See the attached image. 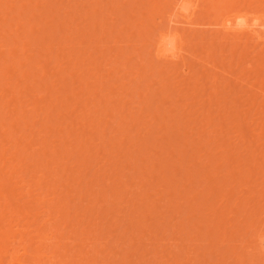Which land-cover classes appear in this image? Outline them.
<instances>
[{"label": "rangeland", "instance_id": "1", "mask_svg": "<svg viewBox=\"0 0 264 264\" xmlns=\"http://www.w3.org/2000/svg\"><path fill=\"white\" fill-rule=\"evenodd\" d=\"M9 1L14 9L5 10L8 3L0 7V62H12L16 71L0 72V80L8 86L21 82L14 97L22 110L13 112L23 111L20 120L28 123L8 125L9 114L2 121L7 135L0 137V148L2 144L14 157L5 154L0 166L3 178L15 188L10 186L14 200L8 199L6 212L0 211L5 217L0 215V229L8 222L17 229L13 225L19 221L22 231L37 232L44 221L42 231L55 230V236L50 245L36 247L42 257L52 253L55 264H264V33L243 42L248 31L264 29V0H195L199 5L192 0L196 21L189 25L184 16H174L176 0H30L20 16L16 10L24 0ZM27 21L34 25L30 33ZM91 24L98 26L90 28ZM151 24L154 31L148 29ZM167 25L187 35L189 48L183 59L189 65L158 61L155 35ZM25 28L29 44L22 48L21 42L11 40ZM44 44L50 51L40 49ZM11 45L16 47L13 56ZM16 59L27 65L23 69L31 65L35 76L21 77ZM43 84L51 87L45 90ZM65 96L66 104L60 102ZM8 103L5 112L12 110ZM52 125L64 133L51 131ZM37 142L47 154L42 148L35 151ZM80 143L84 146L79 150ZM40 199L43 209L36 206ZM8 209L32 210L35 216L31 212L20 217L14 211L15 216L10 215Z\"/></svg>", "mask_w": 264, "mask_h": 264}, {"label": "bare ground", "instance_id": "2", "mask_svg": "<svg viewBox=\"0 0 264 264\" xmlns=\"http://www.w3.org/2000/svg\"><path fill=\"white\" fill-rule=\"evenodd\" d=\"M34 1V0H33ZM101 1V0H100ZM174 2H175V0H173ZM192 0H176V2L174 3V6H173V9H174V16H184V18L187 20H185L186 22H187V24L189 25V24H191L190 22H192V21H194L195 19V17L194 18H192L194 15V13H193V7H194V3L192 4L193 5V7L192 8H190L192 5H191V2ZM195 1V0H194ZM219 1H221V0H219ZM24 4H20V7L18 8V11L16 10V12L18 13L17 15H19L20 16V14H21V12L22 11H24L25 10V8H26V6L27 5H30V3H31V1L30 0H27V2L24 0ZM29 2V3H28ZM36 2V1H35ZM262 2H264V1H262ZM4 3H12V1H9V0H6V1H4V2H0V7H1V5H3ZM27 3V4H26ZM62 3V2H61ZM97 3H98V1H97ZM209 3V2H208ZM219 3V2H218ZM217 3V4H218ZM9 4V6L8 7H6L5 8V10L7 9V10H11V9H14L15 8V6L14 5H10ZM197 3H196V1H195V5H196ZM207 4V3H206ZM206 4H205V7H206ZM221 4V3H220ZM224 4H225V2H224ZM62 5V4H61ZM197 5H199V2H198V4ZM261 5V4H260ZM204 6V5H203ZM215 6V5H214ZM58 7V6H57ZM216 7V6H215ZM217 7H219V6H217ZM216 7V8H217ZM224 7H226V6H224ZM27 8H28V6H27ZM198 8V7H197ZM197 8H195V9H197ZM203 8V7H202ZM207 8H208V6H207ZM220 8V7H219ZM221 8H223V6L221 7ZM262 8V7H261ZM58 9V8H57ZM209 9V8H208ZM215 9V8H214ZM258 9V8H257ZM1 10V9H0ZM5 10H2V11H5ZM28 10H30V9H28ZM74 10H76V9H74ZM102 10V9H101ZM199 10V9H198ZM201 10H203V9H201ZM200 10V11H201ZM211 10V9H210ZM262 10V9H261ZM33 11V10H32ZM54 11V10H53ZM107 11H109V10H107ZM161 11V10H160ZM205 11H207V10H205ZM262 11H264V10H262ZM57 13H58V10L56 11ZM72 12V11H71ZM169 12H171V11H169ZM199 12V11H198ZM27 13V12H26ZM44 13V12H43ZM46 13V12H45ZM44 13V14H45ZM51 13V12H50ZM56 13V14H57ZM200 13H202V12H200ZM200 13H199V15H200ZM204 13V12H203ZM206 14H207V12H205ZM93 14H95V13H93ZM168 14V13H167ZM173 13L171 12L170 13V17H173L174 19H178L177 17L175 18L173 15H172ZM96 15V14H95ZM209 15V14H208ZM18 16V17H19ZM58 16V15H57ZM94 16V15H93ZM104 16V15H103ZM262 16V15H261ZM261 16H259V18H261ZM48 17V16H47ZM96 17V16H95ZM168 17V16H167ZM255 17V16H254ZM172 18V19H173ZM49 19V18H48ZM52 19H54V18H52ZM52 19H51V21H52ZM97 19V18H96ZM173 19V20H174ZM193 19V20H192ZM255 19V18H254ZM73 20V19H72ZM88 20V19H87ZM94 20V19H93ZM151 20V19H150ZM192 20V21H191ZM26 20H24V22H25ZM50 21V20H49ZM98 22L99 21H101V20H97ZM148 21V20H147ZM160 21V20H159ZM158 21V22H159ZM179 21V20H178ZM184 21V20H183ZM196 21V20H195ZM153 22V21H152ZM156 23V24H158V26L159 25H162V22L159 24V23ZM173 23L175 22V21H172ZM172 22H171V24H172ZM212 22V21H211ZM3 23L5 24H7V20H3ZM54 23V22H53ZM154 23V22H153ZM193 23V22H192ZM49 24V26H50V23H48ZM101 24V23H100ZM170 24V23H169ZM171 24H170V26H171ZM175 24V23H174ZM174 24H172V25H174ZM203 24H206V23H203ZM58 25V24H57ZM92 25V24H91ZM95 25V26H94ZM207 25H209V24H207ZM9 26H10V24H9ZM15 26L16 27H18L16 30H14L15 32H17L18 31V29H19V27L21 26L20 25V21L19 22H16L15 23ZM26 26H27V29H28V32L30 33V32H32V28H33V23H31V22H29V21H27V24H26ZM48 26V27H49ZM56 26V25H55ZM96 26H98V24H93L90 28H93V27H96ZM157 26V27H158ZM168 26V27H167ZM166 27H167V29H162L161 28V30L159 29V32L157 31V34L155 35V39L156 40H154L153 39V36H152V39L155 41V45H154V48H155V52H156V57L158 58V61L159 60H162L163 62H164V60L166 61V62H169V63H172V61H175V62H179V61H181V63L183 64L182 66L184 67V65H189V64H185V62H184V59L186 58L185 57V53L187 52V49L189 48L188 46H187V41H189V39L188 40H186V39H184V37L185 38H188L187 37V35H183V34H180V33H178V29H172V28H174V26L173 27H169V25H167ZM261 26H262V24H261ZM53 28H54V24H53V26H52ZM51 27V28H52ZM88 27V26H87ZM155 27V26H154ZM165 27V28H166ZM258 27V26H257ZM52 28V29H53ZM89 28V29H90ZM106 28V27H105ZM176 28V27H175ZM1 29V28H0ZM55 29V28H54ZM53 29V30H54ZM102 29V28H101ZM148 29H149V31H151L150 29H153V31H154V28H153V26H152V24L151 25H149L148 26ZM148 29H147V31H146V29L144 30V31H146V32H148ZM158 28H156L155 30H157ZM50 30V29H49ZM51 30L52 31V33H50L49 34V36L51 35V34H53L54 33V31L56 30ZM62 30H64V29H62ZM100 30V29H99ZM107 30V29H106ZM180 31H182L181 29H179ZM42 31V30H41ZM97 31V30H96ZM105 31V30H104ZM43 32H44V30H43ZM45 32H46V29H45ZM90 32H91V30H90ZM100 32H102V31H100ZM185 32V31H184ZM183 32V33H184ZM207 32V31H206ZM205 32V33H206ZM23 33H26V35H27V31H26V28H25V31L23 30L20 34H15L14 35V37H15V39L14 38H12V35H9V37H7V38H12V43L13 44H15V43H19V42H21L22 43V48H25V46H26V44L28 45L29 44V36H26L25 34V36H23ZM84 33V32H83ZM152 33H154V32H152ZM191 33V32H190ZM189 33V34H190ZM196 33V32H195ZM198 33V32H197ZM248 34H250V35H247L246 36V34L245 33H243L242 35H241V37H244V36H246L244 39H245V41H243L244 43H249L250 41H251V39L253 38V35H257V36H259V35H261V33H264V29H260V31L258 30V28H254V29H252V30H250V31H248L247 32ZM85 34V33H84ZM88 34V33H87ZM101 34V33H100ZM150 34V33H149ZM187 34V33H186ZM89 35V34H88ZM87 35V36H88ZM183 35V36H182ZM199 35V34H198ZM84 36V35H83ZM51 37L52 36H50V39H51ZM7 38H6V40H7ZM44 38V37H43ZM194 38H196L195 36H193L191 39L192 40H194ZM203 38V37H202ZM201 38V39H202ZM197 39V38H196ZM200 39V40H201ZM203 39H205V38H203ZM203 39H202V41H203ZM243 39V40H244ZM18 42H17V41ZM48 40V39H47ZM199 40V39H198ZM212 40V39H211ZM250 40V41H249ZM149 41V40H148ZM211 42V41H210ZM47 43V42H46ZM190 43V42H189ZM154 44V43H153ZM213 44V43H212ZM44 45H46V44H44ZM12 46V45H11ZM11 46L9 47V49H8V51H11V54H10V56H13L14 54H12V51H16V47H13V48H11ZM16 46V45H15ZM186 47H188L187 49H186ZM39 48V47H38ZM40 49H42V51H44V52H46V51H50V49H51V46H49V45H46V46H44V47H42V46H40ZM88 49V48H87ZM90 49V48H89ZM193 49V48H192ZM87 51V50H86ZM89 51V50H88ZM243 52V51H242ZM137 53V52H136ZM189 53V52H188ZM249 53V52H248ZM47 54V53H46ZM138 54V53H137ZM138 55H140V54H138ZM190 55V54H189ZM244 55V52L242 53V56ZM248 55V54H247ZM185 57V58H184ZM184 58V59H183ZM153 59H154V57H153ZM152 59V60H153ZM188 59V58H187ZM189 60V59H188ZM140 61V60H139ZM183 61V62H182ZM14 62H16V64L20 67L21 66V70L19 71V74L21 75V77H27V76H29L28 78H30V77H32V75L33 76H35V72L34 71H32V69H33V67L31 66H29V68H26V69H23L22 67L23 66H26L27 67V65L26 64H24V63H22L19 59H16V60H14ZM19 62V63H18ZM142 62V61H141ZM158 63V62H157ZM190 63H191V61H190ZM95 64V63H94ZM150 64V63H149ZM148 64V65H149ZM173 64H175V63H173ZM178 64V63H177ZM180 64V63H179ZM14 65L15 64H13L12 62H7V60L6 59H4L3 61H1L0 62V72H4V71H13L14 73H15V71H16V69L14 68ZM96 65V64H95ZM146 65V64H145ZM169 65H171V64H169ZM176 65V64H175ZM143 66V65H142ZM11 67V68H10ZM173 67V66H172ZM176 67V66H175ZM177 67H178V65H177ZM176 67V68H177ZM183 67H182V70H183ZM255 67H256V65H255ZM142 68V67H141ZM159 68L160 69H157L158 70V72H159V70H163V69H161V67L159 66ZM174 68V67H173ZM179 68V67H178ZM155 69V68H154ZM181 69V68H180ZM185 69V68H184ZM187 69V68H186ZM185 69V70H186ZM260 69V68H259ZM148 70V69H147ZM179 70V69H178ZM184 70V71H185ZM262 70H264V69H262ZM154 71V73H155V70H153ZM152 71V72H153ZM166 71V70H165ZM184 71L182 72L181 71V74L183 73V76H185V74H184ZM188 71V70H187ZM108 73V72H107ZM159 73H161L162 74V72L160 71ZM163 73H165V72H163ZM169 73H170V71H169ZM169 73H166V74H169ZM186 73H188V72H186ZM10 74V73H9ZM144 75V74H143ZM147 75V74H146ZM165 74H163V76H164ZM180 75V74H179ZM44 76V75H43ZM110 76H111V74H110ZM142 76V75H141ZM168 76V75H167ZM187 76H189L188 74H187ZM187 76H185V77H187ZM108 78H109V74H108V76H107ZM143 77V76H142ZM144 77H145V75H144ZM250 77H251V75H250ZM166 79H167V77H165ZM164 78V79H165ZM200 78V77H199ZM210 78V77H209ZM248 78V77H247ZM7 79L9 80L10 79V77L8 76L7 77ZM33 79V78H32ZM42 79V78H41ZM40 79V80H41ZM111 79V78H110ZM134 79V78H133ZM163 79V78H162ZM164 79H163V81H164ZM165 79V81H167ZM187 79H190L189 77H187ZM3 80V79H2ZM43 80V79H42ZM5 81V80H4ZM1 82V80H0V82H1V86H2V88H5V91H6V95H3V96H1L0 95V137H1V139H2V136H4V135H7L2 129H3V127H4V125H6V124H4L3 125V123H2V121H4L5 119H7V117H6V114H9V115H7L8 116V122H7V124L8 125H12V122H13V125H19V124H21L20 122H24V123H26L27 121H22V120H20L21 118H22V116L24 115L25 116V114H23L22 112L23 111H18V112H13V111H16V108H18V105L20 104V102L19 103H17V99L14 97V95L16 94V92H15V89L18 87L17 86V84L19 85V84H21V82H17V83H14V82H11L10 83V85L11 86H8V83L7 82ZM10 81V80H9ZM18 81V80H17ZM79 81V80H78ZM216 81V80H215ZM33 82L35 83V82H37V81H35V79L33 80ZM81 82V81H80ZM100 82V81H99ZM103 82V81H102ZM167 82H169V80L167 81ZM15 85H14V84ZM42 83H44L43 81L41 82V85H42ZM103 83H105V82H103ZM102 83V84H103ZM166 82H164V84H165ZM195 83V82H194ZM45 84H47V83H45ZM45 84H43L44 85V87H45ZM102 84H101V86H102ZM66 85H67V83H66ZM106 85V84H105ZM123 85V84H122ZM174 85V84H173ZM214 85V84H213ZM8 86V87H7ZM14 86V87H13ZM27 86V85H26ZM40 86V85H39ZM47 86V85H46ZM49 86V85H48ZM47 86V87H48ZM62 86V85H61ZM104 86V85H103ZM102 86V87H103ZM164 86H166V84L164 85ZM176 86H178V85H176ZM13 87V88H12ZM43 87V86H42ZM47 87H45V90H46V88ZM51 86H49L48 87V89L50 88ZM63 87H64V85H63ZM68 87V86H67ZM100 87V86H99ZM162 87V86H161ZM31 89H33V87L31 88ZM64 89V88H63ZM63 89H61V90H63ZM167 89V88H166ZM16 90H18V89H16ZM60 90V91H61ZM97 90V89H96ZM103 90V89H102ZM105 90V89H104ZM124 90H125V88H124ZM162 90H163V88H162ZM67 91V90H66ZM65 91V92H66ZM101 91V90H100ZM177 91V90H176ZM196 91V90H195ZM32 92V94H33V92L34 91H31ZM68 92V91H67ZM125 92V91H124ZM164 92V91H163ZM202 92V91H201ZM15 93V94H14ZM59 93V92H58ZM112 93V92H111ZM126 93V92H125ZM53 94L54 95H56V92L54 93L53 92ZM59 94H61V92L59 93ZM106 94H110V93H106ZM206 94V93H205ZM211 94V93H210ZM97 95V94H96ZM216 95V94H215ZM58 96H60V95H58ZM7 98V101H5V102H2L1 100L2 99H4V98ZM148 97V96H147ZM57 98V97H56ZM224 98V97H223ZM57 99H59V97L57 98ZM56 99V100H57ZM61 99V98H60ZM210 99V98H209ZM12 100V101H11ZM62 100V101H61ZM60 100V102H63L64 104H66V100H67V98H66V96L65 97H62V99ZM218 100V99H217ZM12 102V104H13V107H12V110H10V111H6L5 112V108L6 107H4L5 105H4V103L8 106V102ZM19 101V100H18ZM58 102V101H57ZM261 103H264V101H261ZM16 104H18L17 105V107H16ZM62 103H60V105H61ZM87 104H89V103H87ZM253 104V103H252ZM10 105H11V103H10ZM21 105V104H20ZM63 105V104H62ZM85 105V104H84ZM210 105V104H209ZM262 105V104H261ZM12 106V105H11ZM22 106V105H21ZM63 106H65V105H63ZM207 106V105H206ZM85 107H86V105H85ZM204 107H205V105H204ZM48 108V107H47ZM47 108H46V110H45V112H47L48 110H50V109H48L47 110ZM82 108V107H81ZM88 108V107H87ZM117 108V107H116ZM18 109H21V107L20 108H18ZM83 109V108H82ZM84 109H86V108H84ZM83 109V110H84ZM232 109V108H231ZM1 110H3L4 111V113H3V111H1ZM22 110V109H21ZM88 110V109H87ZM234 110V109H233ZM144 111V110H143ZM10 112H11V114H12V112L13 113H15V114H10ZM22 113V114H21ZM41 113H43V112H41ZM82 113V112H81ZM234 113V112H233ZM45 114V113H44ZM49 114H51V113H47V115H49ZM53 114V113H52ZM4 115H5V117H4ZM11 115V116H10ZM16 115V116H15ZM22 115V116H21ZM79 115H80V113H79ZM84 115V114H83ZM86 115V114H85ZM84 115V117L86 118V116ZM88 115V114H87ZM99 115V114H98ZM233 115V114H232ZM24 116H23V118H24ZM44 116V115H43ZM50 116V115H49ZM48 116V117H49ZM89 117H90V115H88ZM21 117V118H20ZM46 117V116H45ZM67 118H68V116H66ZM83 117V118H84ZM88 117V118H89ZM198 117V116H197ZM200 117V116H199ZM207 117V116H206ZM236 117V116H235ZM5 118V119H4ZM22 118V119H23ZM51 118V117H50ZM57 118H59V117H57ZM61 118V117H60ZM59 118V119H60ZM65 118V117H64ZM98 118V117H97ZM208 118V117H207ZM3 119V120H2ZM45 119L46 118H43V120L45 121ZM56 119V118H55ZM53 120V122H54V119H52ZM61 120V119H60ZM89 120H90V118H89ZM197 120V119H196ZM12 121V122H11ZM46 121H47V119H46ZM51 121V120H50ZM66 121V120H65ZM67 121H68V119H67ZM91 121V120H90ZM96 121V120H95ZM199 121V120H198ZM202 121V120H201ZM49 122V121H48ZM52 122V121H51ZM61 122V121H60ZM59 122V123H60ZM23 123V124H24ZM28 123V122H27ZM47 123V122H46ZM62 123V122H61ZM88 122H86V124H87ZM50 124V123H49ZM53 124V123H52ZM64 124V123H63ZM65 124H67V125H69L68 124V122L67 123H65ZM65 124L64 125H62L61 124V126H65ZM198 124V123H197ZM196 124V125H197ZM29 125V124H28ZM34 125V124H33ZM42 125V124H41ZM85 125V124H84ZM169 125V124H168ZM43 126V125H42ZM58 125H56V127H57ZM99 126V125H98ZM166 126V125H165ZM207 126V125H206ZM50 127H53V125L52 126H50ZM49 127V128H50ZM54 127H55V125H54ZM51 128L50 130L51 131H53V129H56V130H58L59 132H63L64 133V131H62L61 130V127H57V128ZM67 127V129H68V126H65V128ZM92 127V126H91ZM63 128V127H62ZM200 129H201V127H200ZM63 130H64V128H63ZM203 130V129H202ZM49 131V130H48ZM66 132V131H65ZM18 132H16L14 135H16ZM50 133V132H49ZM57 133V132H56ZM62 133V134H63ZM54 134V133H53ZM68 134V133H67ZM44 135V134H43ZM57 135V134H56ZM215 135V134H214ZM61 136V135H60ZM63 136V135H62ZM93 136V135H92ZM9 137H12V133L10 134V136ZM8 136H5L4 138H9ZM15 137V136H14ZM27 137V136H26ZM42 137V136H41ZM45 137V136H44ZM65 137V136H64ZM83 137V136H82ZM21 138V137H20ZM40 138V137H39ZM1 139H0V142H2L1 141ZM10 139V138H9ZM8 139V140H9ZM13 139V138H12ZM42 139V138H41ZM57 139H58V137H57ZM66 139V138H65ZM78 139V138H77ZM87 139V138H86ZM20 140V139H19ZM23 140V139H22ZM26 140V139H25ZM38 140V139H37ZM62 140V139H61ZM68 140V139H67ZM142 140V139H141ZM4 141H5V139H4ZM28 141L29 140H27V142L26 141H24V143H23V146H25V144L26 143H28ZM58 141V140H57ZM64 141V140H63ZM66 141V140H65ZM77 141H80V140H77ZM83 141H84V139H83ZM6 142V141H5ZM8 142V141H7ZM26 142V143H25ZM35 142V140L33 141V143ZM38 142H39V140H38ZM37 142V143H38ZM42 142V141H41ZM45 141H43L42 143H44ZM17 143H18V140H17ZM31 142H29L28 144H30ZM36 143V142H35ZM40 143V142H39ZM39 143L37 144L38 145V148H39V146L41 145H39ZM68 143V142H67ZM76 143L77 142H75V145H76ZM86 143V142H85ZM28 144H26V147H28ZM60 144H64V143H60ZM83 144H84V142H83ZM82 144V145H83ZM210 144V143H209ZM232 144V143H231ZM32 146H33V144H31ZM30 145V146H31ZM36 145V146H37ZM43 145H45V143L43 144ZM49 145V144H48ZM65 145V144H64ZM80 146H79V150L80 149H82V145H81V143L79 144ZM85 145V144H84ZM83 145V146H84ZM36 146H34L33 148H35ZM88 146V145H87ZM86 146V147H87ZM91 146H93V145H91ZM1 147L2 148H0V159L2 158H4L3 156L6 154V152H7V150L5 149L6 147H4V146H2V144H1ZM4 147V148H3ZM44 147V146H43ZM48 147V146H47ZM81 147V148H80ZM37 148V150H35V151H37L38 152V150L39 151H41L42 149L44 150V148H42L41 146H40V148L38 149ZM42 148V149H41ZM46 148V147H45ZM66 148H68V147H66ZM93 148V147H92ZM41 149V150H40ZM64 149H65V147H64ZM88 149H89V147H88ZM91 149V148H90ZM22 150L23 149H21V152H22ZM25 150V149H24ZM34 150V149H33ZM42 150V151H43ZM85 149L83 148V150H81V151H84ZM87 150V149H86ZM20 151V150H19ZM18 151V152H19ZM26 151V150H25ZM45 151V150H44ZM49 151H50V149H49ZM59 151H63V150H59ZM66 151H68V150H66ZM66 151H64V152H66ZM89 151H91V150H89ZM3 152V153H2ZM16 152V151H15ZM24 152V151H23ZM56 152V151H55ZM78 152V151H77ZM8 153H9V151H8ZM10 153H12V152H10ZM33 154L34 153H36V152H32ZM38 153H40V152H38ZM44 153V152H43ZM45 153H46V151H45ZM54 153V152H53ZM17 154L18 153H16V157H18L17 156ZM21 154V153H20ZM47 154V153H46ZM46 154H44V155H46ZM57 154V153H56ZM81 154V153H80ZM32 155V154H31ZM30 154H29V156H31ZM43 155V154H42ZM66 155H68V154H66ZM6 156H8V157H10L11 158V160H12V158L14 157V155H7L6 154ZM20 156V155H19ZM22 156V155H21ZM33 156V155H32ZM32 156H31V158H32ZM39 156H41L40 154H39ZM39 156H37L36 155V157H37V159L39 158ZM51 156H53V155H51ZM55 156V155H54ZM81 156V155H80ZM79 156V157H80ZM129 156V155H128ZM132 156V155H131ZM130 156V157H131ZM28 157V156H27ZM35 157V156H34ZM44 157V156H43ZM50 157V156H49ZM160 157V156H159ZM179 157V156H178ZM200 157V156H199ZM6 159V158H5ZM3 160V161H5V162H3L4 163V165L3 166H5V163H7L6 162V160ZM20 159V158H19ZM24 159V158H23ZM26 159V158H25ZM36 159V160H37ZM50 159V158H49ZM55 159V158H54ZM56 159H57V157H56ZM172 159V158H171ZM249 159H251V158H249ZM22 160V159H21ZM34 160H35V158H34ZM35 160V161H36ZM53 160V159H52ZM58 160H59V157H58ZM7 161H8V158H7ZM49 161H51V160H49ZM56 161V160H55ZM169 161V160H168ZM168 161H166V163L165 164H167V162ZM242 161V160H241ZM57 162V161H56ZM62 162V161H61ZM59 163V162H58ZM57 163V164H58ZM130 163V162H129ZM162 163V162H161ZM160 163V164H161ZM174 163V162H173ZM11 164V163H10ZM51 164V163H50ZM152 164V163H151ZM175 164V163H174ZM173 164V165H174ZM7 165V164H6ZM53 165H54V163H53ZM60 165V164H59ZM163 165V164H162ZM52 166V165H51ZM64 166H66L65 164H64ZM63 166V167H64ZM10 167V166H9ZM43 167V166H42ZM46 167V166H45ZM54 167V166H53ZM56 167H57V165H56ZM56 167H54V170H59L60 169V167L58 168L57 167V169H55ZM170 167H171V165H170ZM40 168V167H39ZM48 168V167H47ZM11 169H13L12 168V166H11ZM21 169V168H20ZM42 169V168H41ZM45 169V168H44ZM49 170H50V168H48ZM62 169V168H61ZM65 169V168H64ZM3 167L2 166H0V211L1 212H3V209L5 210V212H6V206L9 204V200L8 199H10V200H12L13 199V197H10V192L12 191V187L10 188V186H13V185H10L11 183H9V185H8V182H7V180H6V178H3V176H2V174H3ZM40 170V169H39ZM46 170V169H45ZM34 171V170H33ZM43 171V170H42ZM61 171V170H60ZM25 172V171H24ZM24 172H22V173H24ZM48 173V172H47ZM46 173V174H47ZM51 173V172H50ZM53 173V172H52ZM61 173H63V172H61ZM61 173H58V174H61ZM45 174V175H46ZM4 175V174H3ZM32 175V174H31ZM43 175V174H42ZM41 175V176H42ZM56 175V174H55ZM62 175V174H61ZM67 175H68V173L65 175L66 177H67ZM11 176V175H10ZM35 176V175H34ZM52 176H53V174H52ZM57 176V175H56ZM59 176V175H58ZM6 177V176H5ZM44 177H46V176H44ZM51 177V176H50ZM62 177V176H61ZM37 178H39L40 179V175L37 177ZM49 178V177H48ZM47 178V179H48ZM52 178V177H51ZM54 178V177H53ZM52 178V179H53ZM58 179H60L59 177H57ZM70 178V177H69ZM24 179V178H23ZM58 179H56L57 181H58ZM65 179V178H64ZM13 180V179H12ZM14 181H21V178H20V180H14ZM37 181H39V180H37ZM42 181H43V179H42ZM36 182V181H35ZM40 182V181H39ZM44 182V181H43ZM60 182V181H59ZM59 182H56V183H59ZM54 183V182H53ZM26 184V183H25ZM36 184H37V182H36ZM60 184H61V182H60ZM19 185V184H18ZM24 185V184H23ZM52 185V184H51ZM57 186H58V184H56ZM61 185H63V184H61ZM15 186V185H14ZM13 186V187H14ZM19 186H21V185H19ZM25 186H27V184L25 185ZM39 186V185H38ZM53 186H55V184L53 185ZM52 186V187H53ZM56 186V187H57ZM40 187H41V184H40ZM15 188V187H14ZM23 188H25V187H23ZM29 188V187H28ZM54 188V187H53ZM10 189H11V191H10ZM45 189V188H44ZM22 190V189H21ZM43 190V189H42ZM54 190H56V189H54ZM29 190H26V192H28ZM31 191V190H30ZM88 191V190H87ZM13 192V191H12ZM19 192V191H18ZM22 194H23V196L25 197V195H24V192H22V191H20ZM25 192V193H26ZM41 192V191H40ZM45 192H46V190H45ZM52 192H53V190H51V194H52ZM61 192V191H60ZM93 192V191H92ZM21 193H19V194H21ZM59 193V192H58ZM57 192H56V194H58ZM8 194H9V197L10 198H8ZM14 194H15V192H14ZM55 194V193H54ZM54 194H53V196H54ZM56 194H55V197L54 198H56ZM11 195H13V194H11ZM45 195H47V194H45ZM61 195V194H60ZM59 195V196H60ZM94 195H96V192L94 193ZM19 196V195H18ZM26 196H28V194L26 195ZM40 196V195H39ZM39 196H38V198H39ZM93 196V195H92ZM20 197H21V195H20ZM20 197H18V198H20ZM23 197V198H24ZM30 197H31V195H30ZM63 197V196H62ZM22 198V199H23ZM82 198V197H81ZM16 199V198H15ZM21 199V200H22ZM27 199V198H26ZM26 199H24L25 201H28V200H26ZM31 199V198H30ZM63 199V198H62ZM94 199V198H93ZM14 200V199H13ZM12 200V201H13ZM41 200V199H40ZM39 200V201H40ZM51 200V203H53L52 202V199H50ZM50 200H47V201H50ZM54 200V199H53ZM115 200H116V198H115ZM24 201V202H25ZM66 201V200H65ZM91 201V200H90ZM23 202V203H24ZM29 202V201H28ZM44 201H40L39 203V205H36V206H40L41 204L43 205L44 203H43ZM55 202V201H54ZM36 204H38V203H36ZM48 204H50V202H48ZM64 204V203H63ZM41 205V206H42ZM66 205V204H65ZM9 206V205H8ZM31 206V205H30ZM40 206V208H42L43 209V207H41ZM50 206H52V205H50ZM57 206V205H56ZM31 207H33V206H31ZM46 207H48L47 205H46ZM58 207V206H57ZM92 207V206H91ZM15 208V207H14ZM14 208H12V209H14ZM34 208H35V205H34ZM40 208H38V207H36L35 208V210H39ZM93 208V207H92ZM18 209V208H17ZM31 209V208H30ZM58 209V208H57ZM89 209V208H88ZM9 210H11V209H8V211ZM15 210H16V208H15ZM23 211H25L24 213L22 212L21 213V211H14V210H11L12 212H8V213H10V215L11 214H13V211H14V213H16V212H20L21 214H17V215H22V214H24V215H27V214H29L30 215V213L32 212V210L30 211V212H27L25 209H22ZM34 210V209H33ZM54 210V209H53ZM52 210V211H53ZM56 210V209H55ZM77 210V209H76ZM75 210V211H76ZM86 210V209H85ZM91 210V209H90ZM138 210V209H137ZM254 210V209H253ZM256 210V209H255ZM40 211H42V210H40ZM51 211V212H52ZM93 211V210H92ZM0 212V213H1ZM4 212V213H5ZM36 212V211H35ZM39 212V211H38ZM56 212H58L57 210H56ZM66 212V211H65ZM27 213V214H26ZM37 213V212H36ZM60 213V212H59ZM95 213V212H94ZM3 214V213H2ZM7 214V213H6ZM32 214V217H34L35 215L33 214V212L31 213ZM39 214H40V212H39ZM42 214V213H41ZM83 214H84V212H83ZM89 214H91V212L89 213ZM251 214V213H250ZM1 215V214H0ZM3 215H5V214H3ZM9 215V214H8ZM14 215V214H13ZM49 215H50V213L48 214L47 213V216L49 217ZM55 215V214H54ZM53 215V216H54ZM82 215V214H81ZM85 215V214H84ZM94 215V214H93ZM136 215V214H135ZM140 215V214H139ZM138 215V216H139ZM243 215H245V213L243 214ZM253 215V214H252ZM2 216V215H1ZM15 216V215H14ZM69 215H67V217H68ZM137 216V215H136ZM141 216V215H140ZM3 218H5L4 216H2ZM17 217V216H16ZM20 217H22V216H20ZM51 217V216H50ZM65 217V216H64ZM1 218V217H0ZM10 220H11V218L14 220V217H12L11 216V218H10V216L8 217ZM27 218V217H26ZM29 218H31L30 216H29ZM47 218V217H46ZM58 217L57 216H55V218L54 219H57ZM60 218V217H59ZM18 219V218H17ZM24 219V218H23ZM38 219V218H37ZM49 220H51L52 221V223L51 224H53V221L54 220H52V218L50 219V218H48ZM47 219V221L49 222V220ZM67 219V218H66ZM85 219V218H84ZM6 219H4V221H5ZM81 220V219H80ZM89 220V219H88ZM4 221H2V222H4ZM7 222L9 221L8 219L6 220ZM26 221V220H25ZM28 221V220H27ZM31 221V222H30ZM36 221H38V220H36ZM57 221H59V220H57ZM79 221V220H78ZM7 222H5V223H7ZM14 222H16V223H14ZM13 223L15 224V225H13V226H16L15 228H17V229H14V228H12V223H10V222H8L7 224H5V225H3V224H1L2 226H3V228L2 229H5L6 227H8V228H6L5 230H2V229H0V264H55L52 260H54L55 259V257L53 258V256L51 255L52 253H50V254H48V255H50V256H46L45 254H44V256H46V257H42V253L40 254H38V247H41V246H43V245H46V244H49L50 245V241L49 240H52L51 238L53 237V236H55V235H52V232L53 231H55V230H48V233H46V232H43L42 230H43V228H42V226H43V224L41 223V228H38L37 229V232H36V230H33V231H31V230H28L29 228H28V226L30 225L29 224V222L32 224L33 222H32V218L29 220V222H27L28 223V225H27V230L26 231H22L23 230V225H21V224H19V221H14ZM22 222V221H21ZM71 222V221H70ZM86 222V221H85ZM26 223V222H25ZM26 223V224H27ZM38 223V222H37ZM50 223V222H49ZM83 223V222H82ZM24 224V223H23ZM36 224V223H35ZM46 224V223H45ZM76 224V223H75ZM38 225V224H37ZM36 225V226H37ZM71 225H72V223H71ZM4 226H6V227H4ZM11 226V227H10ZM50 226V225H49ZM53 226H54V224H53ZM140 226V225H139ZM20 227H22V228H20ZM31 227V226H30ZM35 227V226H34ZM50 227H52V226H50ZM76 227H77V225H76ZM112 227H113V225H112ZM141 227V226H140ZM140 227H138V228H140ZM145 227V226H144ZM32 228V227H31ZM55 228H56V226H55ZM61 228H62V226H61ZM143 228V227H142ZM15 230L14 232L12 231V230ZM54 229V228H53ZM58 229V228H57ZM153 229H154V227H153ZM156 229V228H155ZM2 230V231H1ZM24 230H25V228H24ZM140 230H141V228H140ZM157 230V229H156ZM18 231V233H21V235H19L18 233V235L19 236H17V234L15 235L14 233H16ZM71 231H73V229L71 230ZM151 231H153V230H151ZM34 232V234H32ZM139 232H141V231H139ZM154 232V231H153ZM54 234V233H53ZM57 235H58V233H57ZM259 237V236H258ZM260 237H261V235H260ZM38 238V239H37ZM12 239V240H11ZM34 239H37L36 241H37V243H35L34 241ZM261 239V238H260ZM259 239V240H260ZM8 240H10V241H8ZM48 240V241H47ZM55 239H53V241H54ZM257 240H258V238H257ZM256 240V241H257ZM259 240H258V242H259ZM33 241V242H32ZM52 242V241H51ZM42 244V245H37V244ZM53 243H55V242H53ZM58 243V242H57ZM260 244H261V242H259ZM258 243V244H259ZM59 244V243H58ZM262 244H264V243H262ZM35 245V246H34ZM36 245L38 246V247H36ZM52 245V244H51ZM48 246V245H47ZM47 246H46V248H47ZM37 248V250H36V248ZM50 247V246H49ZM44 249V248H43ZM42 249V250H43ZM62 249V248H61ZM47 250V249H46ZM58 250H59V248H58ZM50 251V250H49ZM51 251H53V250H51ZM50 251V252H51ZM63 251H64V249H63ZM40 252V251H39ZM44 252V251H43ZM37 253V254H36ZM55 253V252H54ZM47 254V253H46ZM57 254H58V252H57ZM56 254V255H57ZM65 254V253H64ZM127 254V253H126ZM23 257L24 256V258H20V257ZM55 256V255H54ZM3 257V258H2ZM61 257V256H60ZM2 258V259H1ZM43 258H45V260L43 261ZM52 258V259H51ZM64 258H65V256H64ZM155 262V261H154ZM63 263H65V262H63ZM155 264H158L157 262L155 263Z\"/></svg>", "mask_w": 264, "mask_h": 264}]
</instances>
